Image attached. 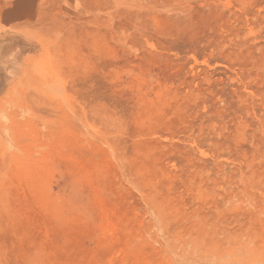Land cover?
Wrapping results in <instances>:
<instances>
[{"label":"rangeland","instance_id":"1","mask_svg":"<svg viewBox=\"0 0 264 264\" xmlns=\"http://www.w3.org/2000/svg\"><path fill=\"white\" fill-rule=\"evenodd\" d=\"M0 264H264V0H0Z\"/></svg>","mask_w":264,"mask_h":264}]
</instances>
